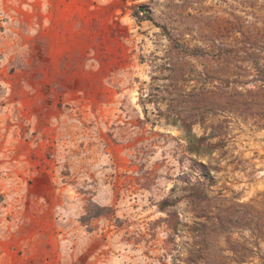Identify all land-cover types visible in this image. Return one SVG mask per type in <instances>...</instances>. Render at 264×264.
Returning a JSON list of instances; mask_svg holds the SVG:
<instances>
[{"label":"rangeland","instance_id":"374dc122","mask_svg":"<svg viewBox=\"0 0 264 264\" xmlns=\"http://www.w3.org/2000/svg\"><path fill=\"white\" fill-rule=\"evenodd\" d=\"M41 3L0 0V235L28 213L64 264H264V0Z\"/></svg>","mask_w":264,"mask_h":264},{"label":"crops","instance_id":"0c3cea01","mask_svg":"<svg viewBox=\"0 0 264 264\" xmlns=\"http://www.w3.org/2000/svg\"><path fill=\"white\" fill-rule=\"evenodd\" d=\"M39 5L42 9L41 0H39ZM22 9L21 6L16 12L19 15L16 20L20 21ZM25 11L31 17L30 24L32 25L34 13L38 15L40 13L35 12L34 9L24 10L23 13ZM39 222H41V218L35 214L23 213L17 216L10 230L0 235V264H64L61 263L58 249L49 247L53 240L50 232L53 226L47 221L43 225L47 234L39 235L36 230Z\"/></svg>","mask_w":264,"mask_h":264},{"label":"trees","instance_id":"16d2710c","mask_svg":"<svg viewBox=\"0 0 264 264\" xmlns=\"http://www.w3.org/2000/svg\"><path fill=\"white\" fill-rule=\"evenodd\" d=\"M98 208V210H100V212H102L104 209L103 208H101V207H97ZM102 213H98V216H100Z\"/></svg>","mask_w":264,"mask_h":264}]
</instances>
